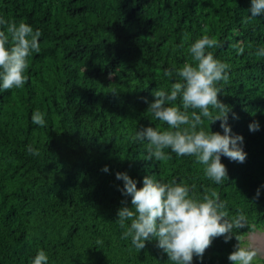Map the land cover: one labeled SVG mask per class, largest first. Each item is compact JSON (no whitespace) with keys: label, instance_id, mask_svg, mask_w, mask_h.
Returning <instances> with one entry per match:
<instances>
[{"label":"trees","instance_id":"1","mask_svg":"<svg viewBox=\"0 0 264 264\" xmlns=\"http://www.w3.org/2000/svg\"><path fill=\"white\" fill-rule=\"evenodd\" d=\"M250 7L251 0H0V17L42 33L27 82L0 90V264H32L39 250L48 264H173L155 239L138 250L123 238L117 211L131 197L117 172L138 188L149 175L188 185L196 199L215 191L229 218L245 217L246 226L233 229L242 247L250 232L264 230V56L256 55L264 14L251 17ZM203 35L221 43L209 51L230 65L219 98L231 107L228 123L247 153L244 163L221 157L222 184L206 177L195 156L165 149L169 159L145 160L147 141L133 139L141 127L170 130L148 102L178 79L166 69L192 63L189 47ZM36 110L46 127L32 123ZM202 128L223 132L206 118ZM237 243L235 235L216 238L192 264H231Z\"/></svg>","mask_w":264,"mask_h":264},{"label":"clouds","instance_id":"2","mask_svg":"<svg viewBox=\"0 0 264 264\" xmlns=\"http://www.w3.org/2000/svg\"><path fill=\"white\" fill-rule=\"evenodd\" d=\"M249 11L251 17L264 14V0H251ZM0 25L6 26V31L0 30V90L8 91L21 88L27 82L24 73L28 68V57L33 52H40L42 33L38 29L33 31L24 21L17 24L0 17ZM221 46L215 38L203 35L189 47L192 63L165 70L166 76L178 79L169 90L153 91L154 99L148 102L147 110L155 119L165 122L170 130L141 127L133 137L136 141H147L145 160L169 159L165 149H171L177 156H195L205 166L206 177L216 184L228 179L222 156L237 163H244L247 157L242 147L243 136L232 134L228 123L231 107L219 98L223 91L218 85L221 81L228 82L230 65L216 59L209 49ZM236 47L238 53H243V47ZM256 55L264 56V47L258 49ZM112 93L118 92L113 90ZM178 99L179 107L175 106ZM189 109L192 110L190 114ZM204 118L210 121V125L219 121L223 132H205L202 128ZM233 118L238 119V116L233 113ZM31 120L39 127L47 126L44 114L39 110L33 112ZM257 130L259 123L251 122L249 131ZM27 151L39 155L32 145ZM102 170L107 172L108 166ZM116 178L123 180L122 194L131 197V206L125 200L118 209V223L125 229L123 238L130 237L138 250L155 239L157 247L173 264H192L194 256L203 258L214 239L223 237L228 242L235 235L238 243L228 255L231 264H252L254 258L264 254V248L240 245L233 229L245 227V217L239 213L229 218L226 202L220 200L215 191L196 199L190 195V187L181 182L167 183L146 175L142 187L138 188L136 180L126 172H117ZM256 196H259V189ZM32 264H48L47 254L39 250Z\"/></svg>","mask_w":264,"mask_h":264},{"label":"rangeland","instance_id":"3","mask_svg":"<svg viewBox=\"0 0 264 264\" xmlns=\"http://www.w3.org/2000/svg\"><path fill=\"white\" fill-rule=\"evenodd\" d=\"M243 247L264 248V230H255L253 232H250L246 236ZM259 256L264 260V254L258 255L256 258H254V260L256 261V263L264 264V261H262Z\"/></svg>","mask_w":264,"mask_h":264}]
</instances>
